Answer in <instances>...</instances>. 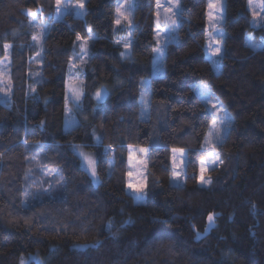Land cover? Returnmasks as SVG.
I'll list each match as a JSON object with an SVG mask.
<instances>
[{
	"label": "trees",
	"instance_id": "obj_1",
	"mask_svg": "<svg viewBox=\"0 0 264 264\" xmlns=\"http://www.w3.org/2000/svg\"><path fill=\"white\" fill-rule=\"evenodd\" d=\"M246 3L230 1V22L239 24L225 39L220 71L202 52L197 25L167 43L163 73L155 76V0H131V61L121 55L130 26L114 23L117 0H85L82 16L69 11L61 19L53 16L56 0H0V60L5 45L10 58L0 81L8 90L6 103L0 90V264H20L28 254L44 264H264V26H251ZM200 5L184 0L193 23ZM77 35L89 42L90 58L81 71L82 119L67 130L64 78ZM196 82L208 84L232 115L216 145L223 163L203 186L166 182L169 165L159 161L146 169V200L135 202L126 190L127 147L202 152L212 115ZM102 87L107 95L97 102ZM103 139L112 150L105 149L88 188L76 149L97 154Z\"/></svg>",
	"mask_w": 264,
	"mask_h": 264
},
{
	"label": "rangeland",
	"instance_id": "obj_2",
	"mask_svg": "<svg viewBox=\"0 0 264 264\" xmlns=\"http://www.w3.org/2000/svg\"><path fill=\"white\" fill-rule=\"evenodd\" d=\"M230 1L231 0H220V3L217 7L216 10L213 11V15L217 17V24H216V29H212L210 27V21L208 19L209 16V9H208V3L209 0H204V5H200L199 9L195 10V12H197V18L194 20H197V22L193 23V16H187L183 14V11L181 12V17L178 20V33H177V37H176V41H178L180 35H181V30L182 29H192V28H197V25L201 26L202 30H203V36L201 38V48H202V52L203 54H205V57L208 58L211 61V65L212 68L215 72H218L222 69V63H221V58H226V55L224 54V43H225V39L228 36L229 32L231 31V28L237 26L239 23H236V25H234L235 23L230 22V18L233 16L234 14V10L232 8H230ZM85 2V0H84ZM128 3H131V0H127ZM126 0H117V7L119 4H125ZM181 3V9L183 7V3L184 0H180ZM161 4H163L165 7L169 6L167 3V0H161ZM247 9L249 12V21L251 26L253 27H260V26H264V19H261V17H264V0H247ZM59 8V10H57ZM183 10V9H182ZM71 11L75 16H82V14L84 13V9H80L78 7V0H61V3L59 5H57V0H56V5H55V11H54V19H61L64 14L66 12ZM127 11H129L130 13L132 12V9L129 8L127 9ZM156 0H155V6L152 12V18H153V35H154V39H155V45L153 47L157 48V47H164V54H165V49H166V40L167 37L165 35V33L168 31L167 28H165L164 26V16H163V9H160L161 12V16H160V25H159V36H157V17H156ZM32 12H37V10H28V13L31 15ZM253 12H256L258 15L257 16H253ZM81 13V14H78ZM231 23V24H230ZM232 26V27H231ZM218 32H222L223 36L218 35ZM132 28L130 26L129 29V40L126 43H131L132 46ZM216 40H220L221 44L219 45V47L221 48L222 51V55L220 57H213L212 56V50L217 46L215 44ZM246 40L249 44L252 43V34L247 33L246 34ZM84 41L86 40H77L76 41V52L73 55L72 61L70 63V68L69 71L67 72L65 78H64V86H65V108H64V116H63V128L64 129H71L74 125H76L77 123H79V121L82 119V113H81V109H80V101H81V97L83 94V87H82V81H81V71L86 67V64H88L89 62V58H90V50H89V42L87 41V45H86V49L85 47H82V45L84 44ZM211 44V47H209V45ZM153 49L151 52V62H152V69H151V74L152 75H160L161 73H163L164 68L162 67L159 71H157V64L155 62V56L156 54L153 53ZM5 55L3 56V58L0 60V81L2 83H6V80L8 78V72H9V62H10V58H9V53H8V47L5 48ZM124 54L126 57L129 58V61H131L132 58V51H131V47L124 50ZM164 58V55H163ZM218 60L219 64L217 65H213L212 60ZM126 78V75L125 77ZM73 81H76L78 83L73 84ZM143 83H142V113L143 115L146 114L147 111V96H148V78L145 77L142 79ZM125 83V79H123V81H121L120 84V88H122L123 84ZM198 84H205L203 82H196L193 85V89L195 91L196 86ZM72 87H76L79 92L81 93L80 95V99L79 101H75L72 97ZM100 90V89H99ZM97 92H100V91ZM212 90V89H211ZM96 92V93H97ZM196 92V91H195ZM96 93L94 95L95 99L97 102L102 101L101 99H98L96 96ZM67 98V99H66ZM201 98V97H200ZM204 102V100H203ZM205 103V102H204ZM214 103L217 105V107L220 109V111L216 114L219 117H224L225 113H227L228 117H230V125L232 123V115L229 113V111L222 105V103L216 99L213 95L210 97V103L206 104L208 110L211 113V104ZM66 109L68 111H66ZM212 115V114H211ZM69 120H74L75 123L72 125V127H66V122ZM212 120H213V115H212ZM212 123V121H211ZM219 125V121L217 122ZM230 125L228 126V128L225 131H228ZM211 128V124L209 126V129L207 130L206 135L208 134V132L210 131ZM224 134V135H225ZM205 135V136H206ZM205 140V137H204ZM204 144V141H203ZM109 148V145L106 142V139L102 140V143L100 144L99 147V151L97 154H92L91 152L83 149V148H77L76 152L79 155L82 165L86 168V170L89 172L90 174V181H89V185L88 188H90L91 186H93L97 181H98V177H97V168H98V163L102 157V154L104 153L105 149ZM172 149L173 148H159V149H153L156 151H153L152 149H148V152L146 154H142L137 152L136 153V157L138 160L140 159H144L147 160V167L151 166V167H155L157 165V163L159 161H164L163 164H168V168L167 169H163L165 171V181H169V183L172 184H198V177H199V167H200V161L202 159H205L207 157V151L201 147L200 150H202V152L200 153L199 150H193L190 151L189 149H185L186 150V155L185 157H183V159L185 160V167H183L182 169H176L177 171H181L182 175H183V179L179 182H174L171 179V175L173 172V163H172ZM112 150V148H111ZM215 151L219 154L218 150L215 149ZM155 152V153H154ZM80 153H83L85 156L91 157L92 159L96 160V165H95V170H96V175L95 177L92 175L91 169L87 166V161H85L82 156L80 155ZM154 153V155H153ZM126 159H127V165H128V172L129 171H133V172H141L144 175H146V169H144L143 167H132L129 164V160H128V155H129V147H127L126 149ZM182 159V157L177 154V163L180 162V160ZM219 165V163H217L215 166H209V170L217 167ZM206 177H210L208 175V172L206 173ZM129 176L127 178V183H126V190L127 192H129L131 194V190L127 187L128 182H129ZM133 179V181H135V177L131 178ZM134 199V198H133ZM146 200V196L144 198V200L142 202H144ZM135 202H138L137 200L134 199ZM140 203V202H138ZM77 231V228L74 230L73 235H72V239L71 242H69L68 248H67V253L66 256L68 257L70 249L72 247L73 244V240L75 237V233ZM40 257H38L35 254H28L26 256H23L20 260V264L21 261H25V264H27L30 260H33L36 264H44V260H40Z\"/></svg>",
	"mask_w": 264,
	"mask_h": 264
},
{
	"label": "snow or ice",
	"instance_id": "obj_3",
	"mask_svg": "<svg viewBox=\"0 0 264 264\" xmlns=\"http://www.w3.org/2000/svg\"><path fill=\"white\" fill-rule=\"evenodd\" d=\"M61 3V0H57V5ZM167 3L169 6L165 7L163 4H161V0H156V17H157V36H159V25H160V16L161 12L160 9H163V16H164V26L165 28L168 29V31L165 33L167 40L166 43L168 42H175L177 33H178V20L181 17V3L180 0H167ZM220 3V0H209L208 3V9H209V16L208 19L210 21V27L212 29H216V24H217V17L213 15V11L217 9L218 5ZM78 7L80 9H84L85 4L84 0H78ZM135 5L128 3L126 0L125 4H119L116 12L118 14V18L115 20V24L117 26H122V21L127 22L128 26H131L133 21L131 19V13L127 11V9L131 8L134 9ZM59 10V8L57 9ZM81 14V13H78ZM32 16H36L35 12L31 13ZM258 14L256 12H253V16H257ZM261 19H264V17H261ZM218 35L223 36L222 32H218ZM33 39H37V37H33ZM82 37L77 35V40H81ZM117 44L121 43L120 41H116ZM215 44L217 45L213 50H212V56L213 57H220L222 55L221 48L219 45L221 44L220 40H216ZM87 41H84V44L82 47H85L86 49ZM9 47L8 45H5V48ZM124 47L126 49L131 47V43H126L124 44ZM211 47V44L209 45ZM153 53L156 54L155 56V62L157 64V71H159L163 67V55H164V47H157L153 49ZM121 55H125L124 53H121ZM213 65L219 64L218 60H212ZM78 82L73 81V84H76ZM143 83V81H142ZM4 91V96L5 100L4 102H7V96H8V90L5 89H0ZM196 93L201 97L202 100L206 104L210 103V97L214 95L212 93V90L208 84H198L195 89ZM81 93L76 87H72V97L75 101H79ZM96 96L98 99H102V94L101 92H97ZM67 99V98H66ZM66 111H68L66 109ZM220 111V109L217 107L216 104L212 103L211 104V114L213 115V120L211 123V128L208 134L205 136L204 144L202 147L207 151V157L205 159H202L200 161V167H199V177H198V183L203 185V186H208L211 185L212 180L210 177H206V173L208 172L209 166H215L217 163H223V161L220 159L219 154L215 151L216 145L219 143H222L224 140V134L228 126L230 125V117H228L227 113H225L224 117H219L216 114ZM219 121V125L218 122ZM75 123L74 120H69L66 122V127H72V125ZM111 149V146H109V150ZM142 153L146 154L148 152L147 148L144 147H135L130 145L129 146V155H128V160L129 164L132 167H143L144 169L147 168V160L140 159L138 160L136 157V153ZM177 154H179L182 159L180 160L179 163H177ZM82 158L87 161V166L91 169L92 175L95 177L96 175V170H95V165H96V160L92 159L91 157L85 156L83 153H80ZM186 155V150L184 148H173L172 149V163H173V172L171 175V179L174 182H179L183 179V175L181 171H177L176 169H182L185 167V160L183 157ZM129 176V182L127 187L131 190V195L135 200L138 202H142L147 195L146 189H147V176L144 175L143 173L137 171H129L128 172ZM135 177V181H133V178ZM208 222L209 225L211 226L214 223L215 220V214L214 213H209L208 214ZM207 231V229H205ZM197 235H200V233H197ZM21 264H25V261H21Z\"/></svg>",
	"mask_w": 264,
	"mask_h": 264
},
{
	"label": "crops",
	"instance_id": "obj_4",
	"mask_svg": "<svg viewBox=\"0 0 264 264\" xmlns=\"http://www.w3.org/2000/svg\"><path fill=\"white\" fill-rule=\"evenodd\" d=\"M125 82H126V78H125ZM124 85H125V83L123 84V86L122 87H124ZM100 92H101V94H102V99L101 100H103L104 98H105V96L107 95V90H106V88H104V87H102V88H100V90H99ZM144 148H147V149H159L160 147H144ZM163 149H166V148H163ZM153 151H156V150H153ZM191 151V150H190ZM163 179H165V175H164V177H163ZM166 182H168V181H166Z\"/></svg>",
	"mask_w": 264,
	"mask_h": 264
}]
</instances>
